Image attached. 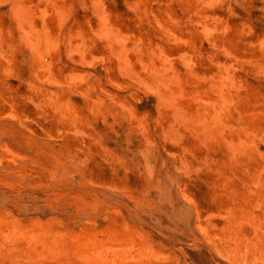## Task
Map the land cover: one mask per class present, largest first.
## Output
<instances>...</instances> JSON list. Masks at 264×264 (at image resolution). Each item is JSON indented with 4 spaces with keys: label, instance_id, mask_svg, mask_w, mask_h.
I'll use <instances>...</instances> for the list:
<instances>
[{
    "label": "rangeland",
    "instance_id": "1",
    "mask_svg": "<svg viewBox=\"0 0 264 264\" xmlns=\"http://www.w3.org/2000/svg\"><path fill=\"white\" fill-rule=\"evenodd\" d=\"M263 182L264 0H0V264H264Z\"/></svg>",
    "mask_w": 264,
    "mask_h": 264
},
{
    "label": "bare ground",
    "instance_id": "2",
    "mask_svg": "<svg viewBox=\"0 0 264 264\" xmlns=\"http://www.w3.org/2000/svg\"><path fill=\"white\" fill-rule=\"evenodd\" d=\"M253 176H254V174H251V178H252ZM257 176H258V175H257ZM254 177H256V175H255ZM254 177H253V178H254ZM249 179H250V178H249ZM258 179H259V177H258ZM254 180H256V179L254 178L253 181H254ZM253 181H252V182H253ZM258 182H259V181H258ZM259 183L261 184V182H259ZM263 183H264V182H263ZM257 186H258V185H257ZM259 186H260V185H259ZM263 186H264V184H263ZM4 214H5V213H4ZM260 223H261V221H260ZM260 223H259V225H260ZM1 225H2V224H1ZM257 226H258V225H257ZM262 226H263V224H262ZM14 227H15V226H14ZM18 227H19V226H18ZM259 228H260V226H259ZM259 228H258V229L256 228V230H257V231L260 230ZM261 228H262V227H261ZM263 228H264V226H263ZM261 231H262V230H261ZM18 232H19V231H18ZM254 233H255V231H254ZM254 233H253V234H254ZM253 234H252V235H253ZM255 236H256V235H255ZM260 236H261V235H260ZM139 237H140V236H139ZM254 238H257V236L254 237ZM6 240H7V239H6ZM12 241H13V240H12ZM48 241H49V240H48ZM256 241L258 242V240H256ZM18 242H19V241H18ZM261 242H262V241H259L260 244H261ZM48 243L50 244V242H48ZM48 243H47V245H48ZM5 244H6V243H5ZM45 244H46V243H45ZM53 244H54V243H53ZM130 244H131V243H130ZM47 245H46V246H47ZM118 245H119V244H118ZM122 245L125 246L123 243H122ZM128 245H129V244H128ZM263 245H264V244H263ZM6 246H7V245H6ZM14 246H16V245L14 244ZM54 246H55V245H54ZM258 246H259V245H258ZM116 247H117V248H116L117 251L119 252L118 246H116ZM125 247H126V246H125ZM6 248H7V247H6ZM51 248H52V246H51ZM127 248L129 249L130 247H127ZM44 249H45V248H44ZM111 249H113V248H111ZM125 249H126V248H125ZM130 249H133V248H130ZM141 249H142V248H141ZM143 249H144V248H143ZM258 249H260V248L258 247ZM262 249L264 250V247H263ZM42 250H43V248H42ZM120 250H121V246H120ZM149 250H150V249H149ZM99 251H100V250H99ZM104 251H105V250H104ZM108 251H109V250H108ZM108 251H107V252H108ZM138 251H139V249H138ZM105 252H106V251H105ZM112 253H113V251H112ZM122 253H124V247H123V249H122ZM142 253H143V252H142ZM145 253H146V252H145ZM145 253H144V254H145ZM105 254L107 255V253H104V255H105ZM108 254H109V252H108ZM119 254H121V252H120ZM119 254H118V256H119ZM113 255H114V253H113ZM145 255H146V254H145ZM147 255H148V254H147ZM151 255H152V254H151ZM94 256H95V255H94ZM115 256H116V253H115ZM112 257H114V256H112ZM116 257H117V256H116ZM122 257H123V256H122ZM93 258H95V257H93ZM101 259H103V257H102ZM93 261H94V260H93ZM100 261H101V260H100ZM96 262H97V261H96ZM96 262H95V263H96ZM98 262H99V261H98ZM92 263H93V262H92ZM95 263H94V264H95ZM146 263H148L147 260H146Z\"/></svg>",
    "mask_w": 264,
    "mask_h": 264
}]
</instances>
